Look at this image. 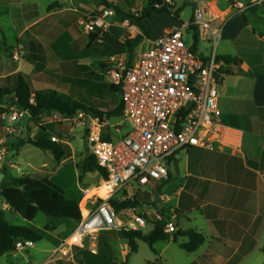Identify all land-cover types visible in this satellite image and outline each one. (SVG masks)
<instances>
[{"label":"crops","instance_id":"crops-1","mask_svg":"<svg viewBox=\"0 0 264 264\" xmlns=\"http://www.w3.org/2000/svg\"><path fill=\"white\" fill-rule=\"evenodd\" d=\"M198 1L205 3L209 15L212 16V32L219 34V28H222L216 44L210 39V35L200 31V37H204L207 42L213 44L211 53L199 55L210 57L215 54L219 58L232 57L237 60V63L229 65L224 60H220L222 62L220 69H228L230 74L221 84H218V91L222 123L241 133V143L239 147L217 144L214 151L200 147L180 151L170 158L168 178L153 181L144 187L155 188L158 191L165 189L164 193L159 194L157 200L154 195L150 197L148 192L145 194L148 199L151 198L150 203L154 204L152 208L162 207L165 211L169 209L178 211V231L170 235L168 241H161L166 242L165 246L158 248L159 251L155 250V255L148 256L143 264H169L167 252L171 245L184 251L180 244L188 242L187 237L176 238V235L190 230L203 234L206 241L194 252L184 251L190 255L189 264H263L259 255L264 253L262 251L264 246V7L258 5L240 11L234 6L238 1L248 5L253 0H183V3L184 6H192L194 13ZM172 2L177 9L181 8L177 7L176 0ZM136 3V0L129 3L131 13H138ZM90 6V3L84 4L81 0L77 3L73 0H59L48 8L45 15L41 16L37 3L34 1L0 0V15H16V21L20 26L15 31L16 45L11 47V51H6L4 56L0 55V88L14 89L17 83L16 77L20 74L28 76L36 90L54 89L66 94L64 90H60V86L62 85L63 89L66 84L71 83L68 78H73L65 75L66 72L71 69L74 73L75 69H78V73H83L86 70L75 61L76 58L81 60L85 56V51L81 48L106 44L109 55L92 56L95 60L115 56L126 57L124 44L127 40L140 35V28L130 23L126 26L125 21L120 22L115 16L112 19V25L102 37L98 41L90 42L89 34L79 26V18L77 19L74 11V8L87 11L91 9ZM171 17L174 21L159 31L156 36L151 35L149 39L157 38L170 26L178 27L180 24L174 25L176 22L177 24L183 22L172 14ZM76 24L83 29L88 40L75 30ZM123 28L128 30L124 32ZM145 38L137 50L142 47ZM61 49L66 51L68 56L62 54ZM114 51L116 53H113ZM15 54L19 55L18 60L14 58ZM53 67H58L61 73L54 72ZM39 82L43 83L41 87L37 85ZM10 97L12 96H8L0 103V140L4 137L5 127L8 125L5 118L14 108L9 103ZM54 115L63 116L55 113L52 119ZM57 121L72 123L68 119H57ZM14 127L15 134L8 137L9 147L16 146L22 139H30H25L23 136L33 131L31 125L26 122H17ZM74 128L72 123L69 130L70 139L66 141L70 147L71 133ZM40 131L41 138L45 135L49 137L54 135L50 126L43 127ZM61 142L64 141L61 140ZM19 149L10 151L8 161L11 162V159L19 154ZM71 151L72 155L69 159H77L78 152H75L72 147ZM88 156L87 147L85 160ZM63 162L65 160L60 164ZM46 167L47 165L43 164L42 170L26 172L21 177L50 178L48 176L52 173L44 171ZM9 173L13 175L11 170ZM86 173L92 175L91 179L94 182L92 189L100 185L102 176L99 172ZM169 188L173 193H170ZM77 197L78 199L74 200L81 203V190ZM1 205L7 206L8 212L9 205L4 201ZM180 214L185 218L183 226L179 221ZM64 227L65 223L60 221L53 224L51 230L55 232ZM98 235L88 238L84 248L74 249V257L70 262L90 264V260L95 259L116 264L115 250L112 247L114 241H125L121 243L123 250L131 252L127 240L112 239L99 242ZM68 237L60 238L58 243L60 244ZM179 237H183V240L179 241ZM142 242L137 241V251L132 253L139 251ZM102 250H106L105 254L111 257L99 259L98 255ZM17 251L21 250L2 257H14ZM75 255H79L82 261H76ZM104 257L106 256L103 255ZM57 261L65 260L48 259L42 264H56Z\"/></svg>","mask_w":264,"mask_h":264},{"label":"built area","instance_id":"built-area-1","mask_svg":"<svg viewBox=\"0 0 264 264\" xmlns=\"http://www.w3.org/2000/svg\"><path fill=\"white\" fill-rule=\"evenodd\" d=\"M165 1L173 5L172 0ZM258 5L264 7V0H253L248 5L241 1L234 4L240 11ZM79 10L74 8L80 13L79 26L87 34L101 30L100 38L116 16L114 9L105 7ZM212 23L207 6L198 1L193 21L168 28L155 39L145 38L131 64L128 56H115L102 62L106 81L120 87L123 113L118 123L111 124L109 119L86 111L72 117L54 115L55 121L68 119L75 127L87 131L89 155L95 157L107 176L102 177L96 188L81 190V220L74 232L62 240L50 260L59 255V260L72 261L74 249L84 248L88 238L103 231H145L147 227L153 229L156 223H162L164 233L173 235L178 231L176 209L141 210L139 206H130L120 211L130 214V218L120 220L112 200L120 203L132 200L135 193H130L129 188H144L153 181L166 180L170 158L180 151L194 147L214 151L217 144L240 146L241 133L225 126L221 119L217 73L222 62L216 60L215 54L204 57L194 53L192 46L184 42L185 32L195 26L203 34L210 35L216 44L222 28L219 34H214ZM124 25L128 26L129 22L125 21ZM18 57L15 54L16 60ZM25 116H29L28 111L14 107L5 118L8 125L0 140V173L5 167L9 170L16 167L8 161V137L15 133L14 124ZM108 133H111V140L104 139ZM50 139L61 143L55 135ZM102 187L108 189L104 197L99 194ZM2 208L7 210V206ZM34 245L32 240L19 241L16 250Z\"/></svg>","mask_w":264,"mask_h":264},{"label":"trees","instance_id":"trees-1","mask_svg":"<svg viewBox=\"0 0 264 264\" xmlns=\"http://www.w3.org/2000/svg\"><path fill=\"white\" fill-rule=\"evenodd\" d=\"M84 4L95 2L99 7L111 8L116 12V18L118 21H128L131 25H135L140 28L141 34L135 38L129 39L125 42V48L128 56V62L131 64L135 58V53L138 46L143 39L151 37V29L148 24L155 14L168 13L172 14L176 19L179 18L181 8L177 9L174 5L168 4L165 0H147L146 6L140 13L123 12L117 3L113 0H81ZM160 6V7H158ZM80 12L85 10L80 9ZM76 12V11H75ZM77 19L80 17V13H75ZM193 21V18L192 20ZM190 30L194 31V44L192 51L197 53V42L200 39L197 27L192 26ZM101 30L96 34H89L90 42H95L100 39ZM113 53H116L114 51ZM224 60L226 64L237 63V60L232 57L219 58L216 56V60ZM104 65H101V69L104 70ZM230 74L228 69H220L217 73L218 84H221L223 79ZM92 77L99 78L102 82L103 76H98L95 72L91 71ZM16 87L14 89L0 88V103L8 96L15 97V107L18 109L26 110L29 113L30 120L36 122L43 115H53L58 113L63 116H75L80 111H86L96 114L102 118H120L123 113L122 100L120 104L111 112L104 113L94 109L92 106L86 105L80 99H77L74 95L64 94L54 89H41L36 90L31 83L28 76L18 75ZM71 81V80H70ZM104 83V82H102ZM109 89L120 95V87L108 82L104 83ZM11 104V103H10ZM72 127L71 122H58L51 123L50 130L60 140L61 143L52 142L48 135L43 136L41 139L33 140H21L16 146H10L9 149H19L24 145H32L38 147L44 151L53 154L56 162L60 163L71 157V147L66 143L70 139L69 130ZM105 140H111V133L104 135ZM83 170L85 172H99V174L105 178L106 172L101 168L95 157L89 155L84 164ZM5 175L0 182V257L11 254L16 251V244L19 241L32 240L37 243L42 240L41 234L37 229L25 226H16L10 224L6 220V210H3L1 202L4 201L9 205L8 212L16 213L22 216L27 221L32 222L39 213H44L46 216L57 219L59 222L63 220H74L77 223L81 220L82 212L80 203L76 200L68 199L65 195V191L59 185H57L52 178L35 179L30 177H15L9 173V169L5 167L2 170ZM112 204L117 212L130 207L138 206L140 201L135 194L132 200H127L123 203L112 200ZM48 229H53L52 226ZM188 238V242L181 243L180 247L184 251L191 253L196 251L206 241V237L194 230L182 232L176 235ZM99 242L109 241L112 239H125L129 242L131 252L137 251V241H143L149 246L161 241H168L170 235L164 233L163 224L156 223L154 228L149 234L145 231H103L98 235ZM264 252V246L262 248ZM75 260L80 262L82 259L79 255H75ZM90 264H109L106 262L97 261L95 259L90 260Z\"/></svg>","mask_w":264,"mask_h":264},{"label":"rangeland","instance_id":"rangeland-1","mask_svg":"<svg viewBox=\"0 0 264 264\" xmlns=\"http://www.w3.org/2000/svg\"><path fill=\"white\" fill-rule=\"evenodd\" d=\"M34 1L37 3L38 11L41 16L45 15L48 11V8L56 1L59 0H29ZM75 3L78 0H73ZM117 3L119 8L123 12H130L131 8L128 6L129 3L133 0H113ZM136 8L138 9V13L142 11V9L146 6L147 0H136ZM173 1V0H172ZM177 7H181V12L179 14V20L183 21L184 23L190 22L192 15H193V8L190 5H185L183 0H176ZM91 9L88 10H96L98 9V5L95 2H90ZM72 7V5H70ZM132 12V11H131ZM174 18L171 17V14L162 13V14H155L152 16L148 26L151 29L152 36H156L159 31H161L164 27L170 25L171 21ZM16 15L6 16L0 15V55L4 56L6 51H11V47L16 45V32L19 29V22L16 21ZM178 20V21H179ZM180 22H177L174 25H179ZM130 25V24H129ZM75 30L78 33L82 34L85 40H88V37L84 35V31L81 27L77 24L74 26ZM179 27V26H178ZM171 28V26H170ZM128 28H123L125 32ZM197 31L200 33V28L197 27ZM194 31L188 30L184 34V42L188 47L193 46L194 44ZM213 44V43H212ZM212 44L211 42H207L204 37H200L199 41L197 42V54L208 55L212 52ZM106 44H97L93 45L92 48L86 47L85 49L81 48L84 52V57L79 60L76 58V64L80 66H84L86 70L83 73H78V69H75L73 73L72 70H68L65 75L73 78H68L71 80V83L66 84L63 89L62 85L60 86V90H64L65 93H71L75 95L77 99H80L88 106H92L94 109L99 110L104 113H108L113 111L121 101V97L119 94L112 92L108 86H105L104 83L107 82L105 76L102 74L101 65L105 59L98 58L97 60L93 59L96 55L97 57L101 56H108L109 51L107 49ZM62 50V49H61ZM59 50V52L61 51ZM65 50V49H64ZM68 56V53L62 50V54ZM93 56V57H92ZM56 73H61L58 67H53L52 69ZM91 71L95 72L96 75L103 76L102 82L99 81V78H94L91 75ZM64 75V73H63ZM77 75V76H76ZM79 77V78H78ZM43 83H37L38 87ZM37 87V86H36ZM50 87V86H48ZM70 89V90H69ZM111 124L118 123L120 118H108ZM52 121V122H51ZM19 123L26 122L27 124L31 125L33 128L30 134L23 136L26 138H31L33 140H38L41 137V129L43 127L49 128L51 123H58L54 119H52V115H43L41 116L36 122H32L29 116H25L24 118L18 121ZM16 125V123H15ZM35 125V127H33ZM129 127V123H126ZM15 128V127H14ZM37 128V129H36ZM109 128L106 129L108 132ZM16 131V129H15ZM122 132V130L120 129ZM15 134V133H14ZM72 138H71V147L75 152H78L77 159H66L65 162L62 164L55 161L53 154L50 152L44 151L38 147L32 145H25L19 149V154L11 159V162L16 165L15 168L11 169L12 173L16 177L23 176V173L32 172L33 170H42V165L46 164L47 167L44 171L49 173L48 177L52 178L53 181L59 185L61 188L64 189L65 195L68 199L74 200L78 199L77 195L80 194V190L85 188H93L94 182L91 179L92 175H88L83 170V164L85 162V155L87 151V131L80 126H76L72 131ZM119 134V133H118ZM13 135V134H12ZM80 152V153H79ZM40 176L35 178L39 179ZM134 190L136 192H134ZM170 193L172 192V189ZM168 190V191H169ZM157 191V192H156ZM167 191V189H166ZM130 193L137 194V198L140 201L139 207L141 210L149 208L153 206V203H150L151 198L148 199L146 197V192L149 193L151 197L154 195V198L157 200L159 198L160 193H164L165 189H160V191L155 190V188H129ZM122 195V194H120ZM152 208V207H151ZM117 218L120 220H125L126 218H130V214L117 212ZM6 220L16 226H25L31 227L38 230V232L42 236V240L35 243V246L32 248H26L21 251H17L14 257H0V264H42L45 260L51 259L55 250L59 246L58 240L65 236H70L76 226L77 222L74 220H63L62 222L65 223L64 228H60L59 230L53 232L52 230L48 229L56 222H59L57 219L51 218L46 216L44 213H39L37 217L32 221H27L22 216L7 212L6 213ZM179 221L181 222V226L184 225L185 218L182 214H180ZM152 230V227H147L145 229V233L149 234ZM179 241L183 240V237L178 238ZM121 243H125V241H114L112 242V247L115 250V259L116 264H143L145 259L154 254L155 250L159 251L158 248L164 247L166 242H159L151 248L146 243L140 244V249L137 253L132 252H125L121 246ZM104 248V247H103ZM105 249V248H104ZM87 250V249H86ZM104 251V250H102ZM99 252L98 258L99 259H107L111 257L109 254H105V251ZM158 253V252H156ZM169 255V264H189L190 259L184 251L177 248L175 245H171L168 250ZM103 255L106 257L103 258ZM260 261L264 264V253L260 255ZM59 257L56 256L55 260ZM258 261V260H257ZM56 264H73V262H65V261H57Z\"/></svg>","mask_w":264,"mask_h":264},{"label":"bare ground","instance_id":"bare-ground-1","mask_svg":"<svg viewBox=\"0 0 264 264\" xmlns=\"http://www.w3.org/2000/svg\"><path fill=\"white\" fill-rule=\"evenodd\" d=\"M99 194L103 197L106 196L108 194V189L106 187H102L99 191Z\"/></svg>","mask_w":264,"mask_h":264},{"label":"water","instance_id":"water-1","mask_svg":"<svg viewBox=\"0 0 264 264\" xmlns=\"http://www.w3.org/2000/svg\"><path fill=\"white\" fill-rule=\"evenodd\" d=\"M14 101H15V98L13 96L10 97L9 103H11V106H13V107H15ZM3 176H4V174L0 175V182H1V179L3 178Z\"/></svg>","mask_w":264,"mask_h":264}]
</instances>
